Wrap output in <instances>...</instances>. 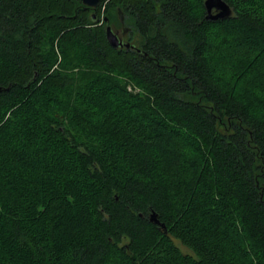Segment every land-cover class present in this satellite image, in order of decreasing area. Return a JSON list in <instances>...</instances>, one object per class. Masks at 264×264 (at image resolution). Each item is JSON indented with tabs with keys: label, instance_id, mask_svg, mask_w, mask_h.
<instances>
[{
	"label": "trees",
	"instance_id": "16d2710c",
	"mask_svg": "<svg viewBox=\"0 0 264 264\" xmlns=\"http://www.w3.org/2000/svg\"><path fill=\"white\" fill-rule=\"evenodd\" d=\"M204 1L0 0V264H264V0Z\"/></svg>",
	"mask_w": 264,
	"mask_h": 264
},
{
	"label": "water",
	"instance_id": "95a60500",
	"mask_svg": "<svg viewBox=\"0 0 264 264\" xmlns=\"http://www.w3.org/2000/svg\"><path fill=\"white\" fill-rule=\"evenodd\" d=\"M81 2L86 7L96 9L99 0H81ZM204 6L206 10L207 19H212V20L224 19V18L229 17L232 12L230 6L225 0H205ZM118 14H119L120 21L123 23V16H122L121 10L118 11ZM91 18L93 21H97L96 20L97 17L95 13L91 14ZM104 20L106 21V27H105L106 38L109 44L113 48H125V49L132 48V49L139 51V49L136 46H134L130 42L125 41L121 37H119L118 30L116 29L114 30L112 26L107 23L106 17L104 18ZM128 30L129 28L123 26L121 34L124 35ZM148 217L152 223L159 225L160 227L164 229V231L166 230L164 224L160 222V220L158 219L156 212L154 211L150 212Z\"/></svg>",
	"mask_w": 264,
	"mask_h": 264
},
{
	"label": "rangeland",
	"instance_id": "374dc122",
	"mask_svg": "<svg viewBox=\"0 0 264 264\" xmlns=\"http://www.w3.org/2000/svg\"><path fill=\"white\" fill-rule=\"evenodd\" d=\"M111 25H112L114 30L115 29L118 30V35L121 36V24L116 22V23H112ZM127 33H128V31L125 34H127ZM125 34H124V36H125L124 38L126 39L127 35H125Z\"/></svg>",
	"mask_w": 264,
	"mask_h": 264
}]
</instances>
